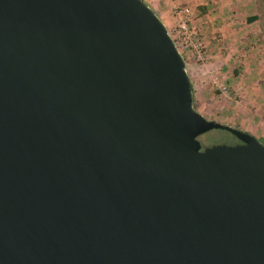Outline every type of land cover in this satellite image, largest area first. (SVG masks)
<instances>
[{
    "label": "water",
    "instance_id": "95a60500",
    "mask_svg": "<svg viewBox=\"0 0 264 264\" xmlns=\"http://www.w3.org/2000/svg\"><path fill=\"white\" fill-rule=\"evenodd\" d=\"M256 161L142 0H0V264H264Z\"/></svg>",
    "mask_w": 264,
    "mask_h": 264
},
{
    "label": "crops",
    "instance_id": "0c3cea01",
    "mask_svg": "<svg viewBox=\"0 0 264 264\" xmlns=\"http://www.w3.org/2000/svg\"><path fill=\"white\" fill-rule=\"evenodd\" d=\"M142 1L165 26L174 23V6L189 8V24L203 50L201 61L184 50L192 95L202 80L215 85L220 89L217 96L228 99L215 103L218 117L238 129L253 131L264 144V0ZM229 75L231 81L226 79ZM204 108L199 104L194 109L203 113Z\"/></svg>",
    "mask_w": 264,
    "mask_h": 264
},
{
    "label": "rangeland",
    "instance_id": "374dc122",
    "mask_svg": "<svg viewBox=\"0 0 264 264\" xmlns=\"http://www.w3.org/2000/svg\"><path fill=\"white\" fill-rule=\"evenodd\" d=\"M169 13H171V11ZM172 25L173 24L167 23V26H165V28L170 32L172 29ZM179 52L181 53V55L185 59L186 55L184 53V50H179ZM190 61H193V60H187V62H190ZM226 79L231 81L233 79V77L231 75H229L226 77ZM218 94H220V89L215 87V85L214 86L210 85L209 81L207 82V80H205V81L202 80L201 83L199 84L198 90L195 92V94L192 95L193 98L195 97V103L194 104L192 103V106H194V108H197V107H199V104L203 105L205 107L204 112L203 113L199 112V113L205 119L214 120L216 122H219V123H222L225 125H229V123L222 121V119H220V117H218V111H217L215 103H223L224 100L227 99L226 97L223 99L218 97L217 96ZM236 99H238L237 95H235V97H234V100H236ZM229 126L236 128L232 125H229ZM240 130H242V129H240ZM244 131L253 135V131H247V130H244ZM256 138L259 142L262 143V141H260L259 137H256ZM201 139H204L207 144L203 143L201 141ZM197 140L199 141L201 148H203L204 145L232 143V142L236 141L237 138L228 131L221 130V129H211V130H208V131L198 135ZM256 163L262 170H264V165L261 162L256 161Z\"/></svg>",
    "mask_w": 264,
    "mask_h": 264
},
{
    "label": "built area",
    "instance_id": "2783aa9c",
    "mask_svg": "<svg viewBox=\"0 0 264 264\" xmlns=\"http://www.w3.org/2000/svg\"><path fill=\"white\" fill-rule=\"evenodd\" d=\"M174 23L172 29L167 33L174 45L179 50H188L195 60H203V50L201 44L194 36V31L190 27V10L187 6H174L172 9Z\"/></svg>",
    "mask_w": 264,
    "mask_h": 264
},
{
    "label": "trees",
    "instance_id": "16d2710c",
    "mask_svg": "<svg viewBox=\"0 0 264 264\" xmlns=\"http://www.w3.org/2000/svg\"><path fill=\"white\" fill-rule=\"evenodd\" d=\"M181 54V53H180ZM182 56V55H181ZM182 58H183V56H182ZM183 60H184V58H183ZM190 91H191V96H192V93H193V88H192V85H191V83H190ZM192 101H193V97H192Z\"/></svg>",
    "mask_w": 264,
    "mask_h": 264
}]
</instances>
